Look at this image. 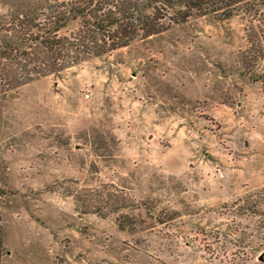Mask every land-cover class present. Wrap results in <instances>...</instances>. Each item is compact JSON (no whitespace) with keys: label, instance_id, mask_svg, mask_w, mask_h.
<instances>
[{"label":"rangeland","instance_id":"obj_1","mask_svg":"<svg viewBox=\"0 0 264 264\" xmlns=\"http://www.w3.org/2000/svg\"><path fill=\"white\" fill-rule=\"evenodd\" d=\"M231 8L0 85V264H264L259 218L236 208L264 187V89L239 63L264 0ZM100 184L125 230L75 209Z\"/></svg>","mask_w":264,"mask_h":264},{"label":"trees","instance_id":"obj_2","mask_svg":"<svg viewBox=\"0 0 264 264\" xmlns=\"http://www.w3.org/2000/svg\"><path fill=\"white\" fill-rule=\"evenodd\" d=\"M241 1L247 0H0L7 11L0 14V85L16 89L124 48L135 39L163 33L191 17L228 19L231 6ZM70 24L76 27L61 34ZM251 33L239 53L241 74L264 89V40ZM116 192L113 185L100 184L79 187L69 196L82 214L119 213L118 228L125 230L130 218L121 213L127 206ZM236 208L259 218L264 229V187L245 196Z\"/></svg>","mask_w":264,"mask_h":264}]
</instances>
